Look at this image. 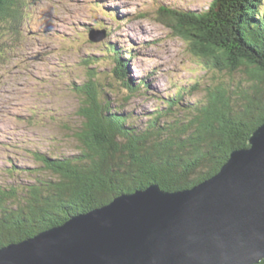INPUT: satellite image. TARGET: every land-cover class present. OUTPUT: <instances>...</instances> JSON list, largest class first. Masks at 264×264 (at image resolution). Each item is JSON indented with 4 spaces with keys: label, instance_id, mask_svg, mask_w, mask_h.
<instances>
[{
    "label": "trees",
    "instance_id": "1",
    "mask_svg": "<svg viewBox=\"0 0 264 264\" xmlns=\"http://www.w3.org/2000/svg\"><path fill=\"white\" fill-rule=\"evenodd\" d=\"M15 1L0 0L4 20L17 21ZM157 17L207 67L229 75L244 70L247 79L209 84L203 99L187 106L179 105L185 89L179 90L140 125L132 113L112 108L104 86L90 74L79 88L78 151L41 154L51 174L20 190L0 185V248L151 184L167 191L192 188L216 174L232 151L250 146L264 123V0H213L204 12L159 6ZM110 49L116 76L130 93L142 92L146 83L135 86L129 78L123 49ZM9 55L0 50V64Z\"/></svg>",
    "mask_w": 264,
    "mask_h": 264
},
{
    "label": "rangeland",
    "instance_id": "2",
    "mask_svg": "<svg viewBox=\"0 0 264 264\" xmlns=\"http://www.w3.org/2000/svg\"><path fill=\"white\" fill-rule=\"evenodd\" d=\"M212 1H15L17 21L0 17V50L10 54L0 64V185L20 190L51 174L41 154L78 151L75 132L83 123L79 88L90 74L104 86L112 108L132 113L140 125L179 90L185 89L179 105L187 106L203 99L209 84L244 82V70L229 75L207 67L157 17L159 6L204 12ZM103 30L101 42L90 40V31ZM111 46L123 49L135 86L145 81L142 92L130 93L116 76ZM119 100L124 104L120 109Z\"/></svg>",
    "mask_w": 264,
    "mask_h": 264
},
{
    "label": "water",
    "instance_id": "3",
    "mask_svg": "<svg viewBox=\"0 0 264 264\" xmlns=\"http://www.w3.org/2000/svg\"><path fill=\"white\" fill-rule=\"evenodd\" d=\"M106 31H90L101 42ZM192 188L151 184L0 248V264H258L264 260V123Z\"/></svg>",
    "mask_w": 264,
    "mask_h": 264
}]
</instances>
